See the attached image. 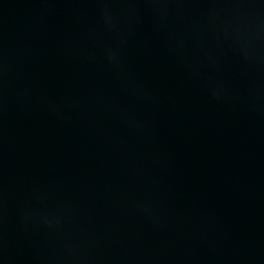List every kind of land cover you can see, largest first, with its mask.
<instances>
[{
    "label": "water",
    "instance_id": "obj_1",
    "mask_svg": "<svg viewBox=\"0 0 264 264\" xmlns=\"http://www.w3.org/2000/svg\"><path fill=\"white\" fill-rule=\"evenodd\" d=\"M0 264H264V0H0Z\"/></svg>",
    "mask_w": 264,
    "mask_h": 264
}]
</instances>
